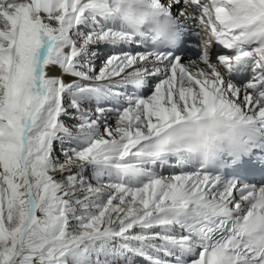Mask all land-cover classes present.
I'll return each mask as SVG.
<instances>
[{
    "label": "snow or ice",
    "instance_id": "1",
    "mask_svg": "<svg viewBox=\"0 0 264 264\" xmlns=\"http://www.w3.org/2000/svg\"><path fill=\"white\" fill-rule=\"evenodd\" d=\"M152 5L195 57L104 0H0V264H264V186L171 147L221 116L264 149V0Z\"/></svg>",
    "mask_w": 264,
    "mask_h": 264
},
{
    "label": "clouds",
    "instance_id": "2",
    "mask_svg": "<svg viewBox=\"0 0 264 264\" xmlns=\"http://www.w3.org/2000/svg\"><path fill=\"white\" fill-rule=\"evenodd\" d=\"M104 5L127 30L144 33L157 46H178L183 40L182 33L170 18L160 14L152 0H104ZM251 135L250 125L216 116L190 123L171 147L179 150L175 155L200 161L208 167L224 156L241 158L247 152Z\"/></svg>",
    "mask_w": 264,
    "mask_h": 264
},
{
    "label": "bare ground",
    "instance_id": "3",
    "mask_svg": "<svg viewBox=\"0 0 264 264\" xmlns=\"http://www.w3.org/2000/svg\"><path fill=\"white\" fill-rule=\"evenodd\" d=\"M190 28L192 29V32H190L189 34L185 35L187 40H188V44L189 45H198L200 43V41L198 40L197 36L193 33L199 31V28H198V25L195 23V22H190ZM199 36L203 39H207L208 37L205 35V33L203 32H199ZM194 49V51L192 52V54L189 56V57H195L196 55V52H197V47H192ZM217 47L213 46V48L211 49L212 51V54H213V57L214 56V53L216 51ZM187 57V59L189 58ZM97 64V62H96ZM202 66V65H201ZM236 77H233V79L237 82V83H240L243 79H244V75H247L245 73H240L239 75L235 74ZM226 78H228L226 76ZM66 79H69L71 80L72 78L71 77H66ZM146 94H148L147 90H146ZM102 106H110V105H106V104H102ZM93 110H95V107H93Z\"/></svg>",
    "mask_w": 264,
    "mask_h": 264
},
{
    "label": "rangeland",
    "instance_id": "4",
    "mask_svg": "<svg viewBox=\"0 0 264 264\" xmlns=\"http://www.w3.org/2000/svg\"><path fill=\"white\" fill-rule=\"evenodd\" d=\"M187 60V59H186ZM97 62V67H99V65H100V60H97L96 61ZM93 107H95V105H93ZM69 125L71 124V121H66Z\"/></svg>",
    "mask_w": 264,
    "mask_h": 264
}]
</instances>
